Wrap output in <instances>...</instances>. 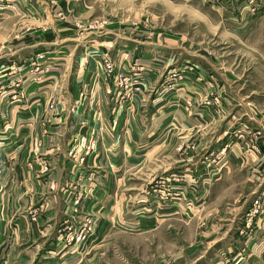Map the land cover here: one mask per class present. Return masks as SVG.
<instances>
[{"label":"crops","instance_id":"obj_1","mask_svg":"<svg viewBox=\"0 0 264 264\" xmlns=\"http://www.w3.org/2000/svg\"><path fill=\"white\" fill-rule=\"evenodd\" d=\"M14 1L31 21L53 17L44 0ZM140 1L164 7L168 21L197 15L201 60H193L200 69L189 76L181 94L162 96H183L196 102L190 112L185 107L183 110L189 127L199 124L202 129L214 117L212 107L205 105L209 91L215 94L216 111L229 110L230 106L236 109L244 122L236 138H226L224 131L216 141L217 149L228 145L233 151L216 180L251 181L252 185L250 194L232 207V218L221 235L208 248L202 247L199 258L192 257L189 250L187 255L160 258L157 264H264V216L253 222V236L249 237L251 230L245 229L253 200L264 192L259 188L264 181V0H219L215 4L207 0H136ZM76 2L65 0L61 4L74 11ZM119 2L128 11V0ZM35 7L39 12L33 11ZM16 12L8 15L14 17ZM129 28L124 21L98 35L89 34L86 37H92L94 43H84L78 52V44L71 46L73 51L62 46L56 51L61 60L55 64L59 72L47 70L42 79L34 76L29 58L18 65L20 76L0 78V159L4 162L0 264H110V245L124 239L118 238L119 234H128L129 153L154 138L144 140L141 96L128 104L126 90L116 89L115 78L104 75L101 60L111 56L122 76L133 64L140 69L151 67L149 80L156 86L164 64L154 59V53L168 52L170 56L178 48L189 53L194 46L185 38L177 41L179 36L186 37L185 31L169 33L164 40L160 39L162 33L155 34V40L133 34L134 40L129 41ZM57 33L59 36L60 31ZM54 45L47 39L27 47ZM85 51L91 56L88 62L82 59ZM52 103L55 110H49ZM171 111L169 108L168 113ZM91 144L94 148L81 165L78 156L85 155ZM132 157L136 164L141 160L138 152ZM45 165L48 172H43ZM174 210L163 211L167 216L161 223H155V212L138 214L140 230L136 235L150 230L160 233L162 223L174 217ZM87 222L94 230L80 245L75 239Z\"/></svg>","mask_w":264,"mask_h":264},{"label":"rangeland","instance_id":"obj_2","mask_svg":"<svg viewBox=\"0 0 264 264\" xmlns=\"http://www.w3.org/2000/svg\"><path fill=\"white\" fill-rule=\"evenodd\" d=\"M44 1L48 4L46 9L53 17L51 20L39 22L27 19L24 15L25 9L16 6L14 4L16 1L0 0V78L5 80L9 78L13 71L8 68L13 66L16 76H20L22 70L18 65L23 63V58L31 59L32 72L37 76V80L44 78L47 70L49 72L55 68L59 72L55 64L61 60L56 51L62 46L67 45L65 47L71 48L78 44L75 50L78 52L84 43L85 45L94 43L92 37L88 38L87 35H98L105 32L109 26H118L124 21L129 27L131 26L128 31L130 37L134 34L143 40H155L157 38L155 34L162 33L160 39L164 40L169 33L185 31L186 37L179 36L177 41L185 38L186 41L194 43L193 51L189 53L179 48L175 52H170V56L166 55L168 52H160L159 55L154 53V59L164 64L160 81L156 86H152L149 80L153 71L151 67L140 69L133 64V68L126 72L128 81L126 87L122 88L126 90L128 104L135 101V96H141L145 116L144 140L154 139L129 153L128 234L118 235V238L124 239L119 238L116 241L119 243L113 242L110 245L108 259L110 264H157L160 258L167 260L168 257L178 253L187 255L189 250L192 257L199 258L202 255V247L203 250L208 248L221 235V231L226 228L224 226L232 218L230 214L232 207L250 194L248 190L252 185L251 181L235 183L231 179L216 180L219 177L217 175L225 171L228 156L233 154L232 148L228 145L223 149H217L216 141L224 131H227L226 138H236L244 122V118L240 119L236 114V109L230 106L229 110L221 108L216 111L213 106L216 102L213 98L215 94L209 91L205 105L212 107L211 112L214 117L202 129L199 124L189 127V124H185L183 110L185 107L190 112L191 108H195L196 102L183 96H162L173 92L181 94L189 76L200 69L199 63L193 60V58L201 60L199 41L202 36H199V32L195 30L196 27H201L197 15L191 14L188 17L186 15L175 22L168 21L169 15L163 10L164 7L142 4L141 1L137 3L136 0H128V11H124L125 6L120 5L119 0H74L77 1L74 11H67L66 6H62L61 3L65 0ZM39 10V7L37 9L35 7L33 11L39 12ZM13 11H17L16 16L8 15V12L13 13ZM141 30L144 31L143 35ZM58 31H60L59 36ZM131 38L129 41L134 40ZM47 39L53 40L55 45L27 47L29 44ZM63 39L69 40L61 43ZM179 45H182L181 41ZM69 50L73 51L72 48ZM40 55L48 57L46 63L43 62L39 68L37 58ZM109 58L112 59L111 56L106 55L101 60L104 75L107 78H115V88L121 90L122 75L116 70L113 60H111L113 73L107 75L105 72V62ZM164 58L169 59L166 61ZM82 59L88 62L91 59L89 52L85 51ZM196 79L199 81L198 78ZM207 84L209 88L212 87L211 83ZM169 108L172 109L170 113H168ZM152 111L156 116H151ZM242 130L243 127L241 133ZM93 148V144L88 146L85 155L78 156V159L80 160L87 153L90 154L88 151ZM135 152H138L142 160L137 164L130 160ZM259 185L257 186L263 191L264 181ZM223 209L226 211L221 212ZM166 210L170 212L174 210V217L162 223L160 233L149 229L147 233L136 235L140 230L138 214L155 212V223H161L167 216L163 214ZM87 224L89 226L88 222ZM87 226L83 227L76 236L75 240L80 245L91 233L90 226ZM143 244L147 247L145 248Z\"/></svg>","mask_w":264,"mask_h":264},{"label":"built area","instance_id":"obj_3","mask_svg":"<svg viewBox=\"0 0 264 264\" xmlns=\"http://www.w3.org/2000/svg\"><path fill=\"white\" fill-rule=\"evenodd\" d=\"M208 2L210 3H218L219 0H207ZM38 62L37 64L39 65V68H40V65L45 62L46 60V57L45 55H40L38 56L37 58ZM112 59H107L106 62H105V72L107 73V75H111L114 71V67H113V63L111 61ZM39 68L37 70H39ZM9 70H12L13 72L11 73V75H16V72H15V68L14 66L9 68ZM121 79H122V82H121V87H126L127 85V78L126 76H121ZM19 83L20 81H18L17 86H19ZM56 106L54 103L50 104L49 105V110H55ZM71 156L73 159H77V155L75 153H71ZM86 157H87V154L86 156H83L80 160L77 159L79 161V163L81 164H85L86 163ZM48 166H44V170L43 172H48ZM4 178V162L0 159V179H3ZM78 200L75 201V204H78ZM264 216V196H260L259 198H256L255 201H253V205H252V208L251 210L249 211V213H247V220H246V225H245V229H249L251 230L248 234H249V237L253 236V234H251L252 232V229H253V222L256 221V218H259V216ZM89 226H90V232H92V223L89 222ZM241 234L242 235H246V232L244 231H241ZM247 234V235H248ZM246 235V236H247Z\"/></svg>","mask_w":264,"mask_h":264}]
</instances>
